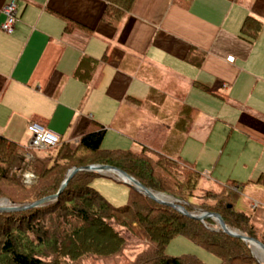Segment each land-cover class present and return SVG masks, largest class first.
I'll return each mask as SVG.
<instances>
[{
	"label": "crops",
	"instance_id": "crops-1",
	"mask_svg": "<svg viewBox=\"0 0 264 264\" xmlns=\"http://www.w3.org/2000/svg\"><path fill=\"white\" fill-rule=\"evenodd\" d=\"M106 7L0 0L1 136L28 148L36 122L74 144L95 122L106 130L102 149L167 152L207 179L216 162L198 167L210 142L242 133L264 152V0H136L117 27L103 21ZM247 17L262 23L255 41L241 35ZM86 59L97 63L88 84L74 76ZM183 107L198 114L181 137L173 126Z\"/></svg>",
	"mask_w": 264,
	"mask_h": 264
},
{
	"label": "trees",
	"instance_id": "trees-1",
	"mask_svg": "<svg viewBox=\"0 0 264 264\" xmlns=\"http://www.w3.org/2000/svg\"><path fill=\"white\" fill-rule=\"evenodd\" d=\"M103 1L107 4L103 21L113 27L136 3ZM261 29L259 20L247 17L241 35L255 41ZM96 66V61L83 60L74 76L88 84ZM197 114L195 109L183 107L174 132L181 137L187 135ZM105 133L104 127L91 122L77 143L61 142L53 148V154L47 150L44 155L0 135V201L7 200L10 207L27 206L55 195L73 168L111 166L151 192L180 202L189 203L201 192L204 196L199 198L205 201L201 209L220 215L232 231L264 244V228L256 227L252 216L237 207L233 192L238 193V184L230 182L216 190H200L201 174L173 154L153 156L145 148L140 152L104 150L101 147ZM28 153L32 155L30 160L26 159ZM29 173L35 180L26 185L24 176ZM98 178L114 179L109 174L79 172L57 199L35 209L0 213V264L105 262L121 257L132 241L145 249L127 264H206L191 254L167 255V247L176 238L192 243L216 258L218 264H260L244 241L160 205L131 186L127 204L112 205L91 186ZM256 184L264 187V174ZM207 224L211 226L214 221L210 219Z\"/></svg>",
	"mask_w": 264,
	"mask_h": 264
},
{
	"label": "rangeland",
	"instance_id": "rangeland-1",
	"mask_svg": "<svg viewBox=\"0 0 264 264\" xmlns=\"http://www.w3.org/2000/svg\"><path fill=\"white\" fill-rule=\"evenodd\" d=\"M217 143L219 144H213V142H210V146L207 147L208 153L206 152L205 156L200 160L198 168L202 171L207 169L211 170L212 165L215 162L217 168H215L213 171V175H211L210 179H207L204 175L201 176L199 181L200 190H216L219 189L221 185L226 184L227 181L236 180L238 184L241 185L238 193L233 192V195L235 198H237V207L252 216V223L256 227L264 228V187L258 184H245L250 179L254 180L259 172H264V152H261L259 145L256 146L250 139H248L247 136L242 133L234 134L228 143H226V140H222L221 142L217 141ZM49 150L48 153L51 154H53L55 151V149L52 151ZM190 152L191 150L189 151V155ZM38 153L43 155L42 151H38ZM196 153L197 150L192 151L193 156L196 155ZM208 161H210L209 165H207ZM110 176L114 179L98 178L92 182L91 186L112 205L116 207L126 205L129 192L128 185L124 182H120L121 180L117 177V175L111 173ZM26 177H28V179ZM34 180L35 176L31 173L24 176V183L26 185L32 184ZM155 194L167 202H177L181 205H184L194 213L201 214L202 212H206L200 208L201 203L205 202L203 199L199 198L204 196L201 194V192H198L189 203L180 202L161 193ZM3 201H0V206L4 205ZM254 203L260 204V207L257 210L252 209V205ZM213 221L214 224L211 226L208 225L206 221L205 226L218 230V223L215 220ZM144 249V245L132 241L130 242L128 249L121 257H117L113 260L105 262L85 261L82 264H127L129 261L134 260L135 257ZM251 250L253 257L260 264H264V254L256 248H251ZM166 254L170 256L191 254L206 264L219 263L216 258L207 254L183 238H176L173 240L167 247Z\"/></svg>",
	"mask_w": 264,
	"mask_h": 264
},
{
	"label": "water",
	"instance_id": "water-1",
	"mask_svg": "<svg viewBox=\"0 0 264 264\" xmlns=\"http://www.w3.org/2000/svg\"><path fill=\"white\" fill-rule=\"evenodd\" d=\"M79 172H95V173H98L100 175H104L105 173L115 174L121 180V182H124L128 186L133 187L137 192H139L140 194L149 198L150 200L155 201L156 203H158L160 205L170 207V208L176 210L177 212L183 214L184 216H187L188 218H190L192 220L201 222L204 225L206 224V221H208L210 219L215 220L219 225V229H218L219 231H221L222 233H224L228 236H231L233 238H237V239L244 241L251 248H256L264 254V244L263 243H261L258 240H255L253 238L246 237L245 235H242V234L237 233L235 231H232L231 229H229L227 227L223 218L220 215L215 214V213H211V212H202L201 214H198V213L192 212L191 210H189V208H187L186 206L181 205L177 202H167L163 198L159 197L157 194L151 192L146 187L141 185L138 181H136L130 175L126 174L125 172H123L117 168L111 167V166L92 165V166H88L86 168H81V169L80 168H73L68 172L64 182L62 183V185L59 189V191L55 195L43 198L40 201H37V202L30 204V205H27V206H22V207L7 206L8 201L4 200L3 201L4 205L0 206V213L22 212V211L29 210V209H35V208H38V207H40V206H42V205H44L50 201L57 199L58 196L65 190V188L67 187L68 183L72 180V178Z\"/></svg>",
	"mask_w": 264,
	"mask_h": 264
},
{
	"label": "built area",
	"instance_id": "built-area-1",
	"mask_svg": "<svg viewBox=\"0 0 264 264\" xmlns=\"http://www.w3.org/2000/svg\"><path fill=\"white\" fill-rule=\"evenodd\" d=\"M4 14L6 16L5 23L1 26L2 31L7 34H11L13 32L14 23L16 20V4L15 1H11L5 8ZM228 62L232 63L234 59L229 57L227 59ZM28 131L31 134V143L28 147L31 152L38 151H47L49 149L55 148L61 144V138L47 130L42 125L32 122L28 125ZM32 158L31 154L26 155V159L30 160ZM28 179V177H26ZM33 178V176H32ZM253 210H257L260 207L259 203H254Z\"/></svg>",
	"mask_w": 264,
	"mask_h": 264
}]
</instances>
